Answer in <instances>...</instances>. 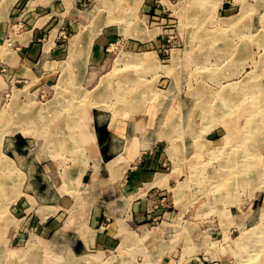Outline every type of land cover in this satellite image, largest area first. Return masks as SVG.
I'll list each match as a JSON object with an SVG mask.
<instances>
[{
	"label": "rangeland",
	"instance_id": "rangeland-1",
	"mask_svg": "<svg viewBox=\"0 0 264 264\" xmlns=\"http://www.w3.org/2000/svg\"><path fill=\"white\" fill-rule=\"evenodd\" d=\"M29 1L0 0V11L22 10ZM78 1L77 13H81L76 17L81 16L83 24L57 29L52 55L61 64L52 78L47 74L19 77L16 69L0 63V152L19 150L29 166L48 167L49 182L55 185L51 196L88 195L89 185H94L105 216L111 220L122 216L124 224L130 212L128 198H123L127 176H134L141 163L154 161L148 165L149 172L162 175L161 193L167 197L163 208L176 213L161 218L155 222L158 229L149 231L151 251L161 255L177 247L178 252L191 248L193 258L203 263L205 259L206 264H263L264 0ZM17 27L10 23L8 37L0 40L2 50L22 51L11 42V35L20 31ZM39 59L29 61L32 68H37ZM124 79L137 81L141 94L133 102L128 97V105L107 88ZM74 88L97 91L98 96L85 101L74 95ZM60 92L64 98L72 94L73 104L96 119L120 121L129 143L140 139L134 151L108 157H125L129 162L125 172L109 176L102 169L95 176L88 171L82 177L83 169L90 166L88 161L83 163V149L75 157L61 152L56 134L64 129V108L50 107ZM28 103L47 112L43 126L48 129L31 125L23 138L5 121L16 114L17 105ZM140 122L142 130L133 136ZM151 124L153 135L148 134ZM11 139L19 145L10 144ZM120 144L116 138L113 145ZM22 167L14 169L13 177L20 185L25 183ZM75 167L74 175L70 171ZM2 174L7 177L4 170ZM6 194L0 191V222L14 225L12 220L17 223L27 213L26 192L18 191L9 204ZM15 226L26 237L12 242L11 232L6 233L4 244L0 241L5 252L0 264L14 262L12 250L27 259L23 264H62V254L45 255L35 247L38 244L27 235V224ZM32 250L37 253L29 254Z\"/></svg>",
	"mask_w": 264,
	"mask_h": 264
},
{
	"label": "crops",
	"instance_id": "crops-1",
	"mask_svg": "<svg viewBox=\"0 0 264 264\" xmlns=\"http://www.w3.org/2000/svg\"><path fill=\"white\" fill-rule=\"evenodd\" d=\"M26 6L27 9L12 12L11 10L0 11V40L3 41L5 36L8 37L9 25L15 23L20 31L15 35H11V42L14 46L22 48L20 53L9 48L7 50L0 48V63L8 68L16 69L19 77L27 76L36 79L47 74L52 78L55 72L60 69L61 64L52 55L53 46L57 42L55 37L57 29L60 26H76L78 22L79 25H82L81 16L76 17V14L81 13H77L79 12L78 6L81 5L78 0H30ZM47 31L48 36L45 35ZM46 36L48 37L47 41L45 40ZM42 38L46 41L45 43H42ZM41 44H43V47ZM38 57H40L39 63L35 65L37 68H32L29 61ZM68 73L71 75L70 71ZM86 121L91 133L94 135L96 145H98L101 166L97 168L93 161L88 162L90 166L83 169L82 177H85L88 171H93L92 176H95V172L102 169L111 176L108 163L116 158L108 160V157L116 154V152H122L121 154L132 152L135 150L133 147H137L138 144L129 143L125 126L119 123L120 121L96 119L90 114L87 115ZM142 126L141 122L136 124V129H133L136 132L132 135H138L137 130L141 131ZM149 129L150 132L147 133L153 135L154 128L152 124ZM76 133L77 138L79 134ZM155 133H158V131H155ZM20 134L23 138H26L25 135ZM56 136L60 141L62 140L61 133L58 132ZM116 138L119 139V144L120 141H124V147L123 144L118 147L113 145ZM138 140L136 139V142ZM9 143L19 145L17 139H11ZM126 147L129 150L128 148L125 149ZM62 151H65L68 155L73 154L64 148L61 149ZM5 153L0 152V161L4 168L0 170V191L7 193L6 201L8 204L13 202L18 191L26 192L24 197L27 202L23 208H27V211H25L27 213L17 223L12 220V224L15 223L14 225L0 222V241L2 240L3 244L7 232H11L12 242H21L25 239L26 236L23 235L21 230L18 231L15 226L23 223L29 227L27 235L30 240L38 244L35 247H38L41 253L43 252L45 255L53 251L62 254V264H196L191 262L193 259L191 248H186V250L180 248V252H178L176 251L177 247L173 252L161 255L150 250L147 236H149V231L152 232L154 229H158L155 222L176 213L175 211L170 213L163 208V203L167 201V197L166 194L161 193L164 189L159 183L162 175L158 172H149L151 167L148 165L154 161L147 160L145 164H143L144 162L141 163L134 176L127 174V196H123V198L124 200L128 198L130 212L126 214L128 223L124 224L125 218L123 219L122 216L114 217L113 220L105 216V212L100 207L99 199L93 193L95 191L92 188L93 185H89L90 193L88 195L79 197L51 196L50 190L55 185L49 182L48 167L39 168L32 163L29 166L24 161L26 157L20 154L23 152L19 150L17 153L9 151ZM13 154H15L14 159L12 158ZM72 156L75 157V154ZM34 157L39 158L37 154ZM83 163L86 162L83 161ZM19 166H23V175H25L23 185L16 183L14 179L16 176L13 175L14 169ZM128 167L129 163L119 170L125 172ZM3 170L7 177L2 174ZM70 173L75 175L76 167ZM132 197L133 200H131ZM153 204L154 207L151 209ZM151 220L154 224H150ZM4 224L7 225L4 226ZM17 251H10L11 255H15L12 264H23L24 261L22 258L19 259ZM33 252L37 253L32 250L29 254H34ZM4 253L0 250V256ZM29 254L27 257L31 258Z\"/></svg>",
	"mask_w": 264,
	"mask_h": 264
},
{
	"label": "bare ground",
	"instance_id": "bare-ground-1",
	"mask_svg": "<svg viewBox=\"0 0 264 264\" xmlns=\"http://www.w3.org/2000/svg\"><path fill=\"white\" fill-rule=\"evenodd\" d=\"M81 42V41H80ZM83 44V43H82ZM75 47V46H74ZM79 47V46H78ZM81 47V46H80ZM77 51V50H76ZM83 52V50H82ZM77 53H75L76 55ZM83 55V54H82ZM76 57V56H75ZM129 58V57H128ZM131 59V58H130ZM127 61V59H126ZM74 64V63H73ZM65 65V64H62ZM61 65V66H62ZM75 65V64H74ZM76 66V65H75ZM64 67V66H63ZM62 67V68H63ZM65 72V71H64ZM69 72V71H68ZM77 76V74H76ZM116 76V75H115ZM112 79V78H111ZM108 80V79H107ZM107 80L105 82H107ZM129 79H124V80H119V82L117 83V85H109L107 86L108 89H111V91H115V94L118 96V100L122 103H124L125 105L130 104L131 102H128V97L129 99L133 102L134 99L139 98L140 99V92L137 90V81H131L132 84H129L130 87L126 86L125 83L130 82L127 81ZM69 82V81H68ZM102 83H104L102 81ZM71 84V83H69ZM108 84V83H107ZM128 85V84H127ZM101 85H99L100 87ZM103 87V86H102ZM127 87V88H126ZM61 88V87H60ZM96 89V88H95ZM93 89V90H95ZM61 90V89H60ZM66 91V90H65ZM71 91V90H70ZM101 91V90H100ZM112 91V92H113ZM137 91H138V96H137ZM148 91V90H147ZM72 92V91H71ZM74 95H80L85 101H91V97L95 98L97 97V91H95L94 93H89V92H85V91H81L77 88H74L73 90ZM103 92V91H102ZM67 93V92H66ZM60 95L53 101L51 102L50 107L55 106V107H62L64 109H67L66 111L63 109L61 110V113L65 114V115H61L62 117V122H64V129L61 130V132H59V134L61 133V141L62 143L61 148H64L66 151H71V153H73L72 155L75 154L76 151H80V149L82 148L84 151V155H83V161H87L91 162L93 161L95 163V165L98 167L101 166L100 163V155H99V150H98V145H96V141L94 138V135L91 133V129L90 127L87 125V115H88V111L83 112V110L81 111L80 108H78V105H74L73 104V99H72V94L68 95L67 97L64 98L63 93L61 94V92L59 93ZM149 94V91H148ZM65 95V94H64ZM105 96V95H103ZM110 96V95H109ZM112 96H115L114 94H112ZM127 96V97H126ZM131 96V97H130ZM134 96V97H133ZM146 96V95H145ZM152 96V95H151ZM101 98V97H100ZM99 98V99H100ZM105 98V97H104ZM134 98V99H133ZM103 99V98H101ZM133 99V100H132ZM16 101V100H15ZM18 101V100H17ZM98 101V100H96ZM95 101V102H96ZM14 102V101H13ZM94 102V101H93ZM142 102V101H141ZM18 104V103H17ZM91 104V103H90ZM96 104V103H95ZM93 103V105H95ZM136 104V103H135ZM92 105V104H91ZM92 105V106H93ZM146 105V104H145ZM48 106V105H47ZM96 106V105H95ZM143 106V105H141ZM49 107V106H48ZM97 107V106H96ZM127 107V106H126ZM16 109H14L13 111L16 112L13 113V115L8 116L7 120L5 121V125H7V122H11L9 124V126H11V129L13 132L15 133H22L23 135H27L28 131L30 130V126L34 125L33 127L37 126L39 128H46L45 126H43V122H45V114L47 112H45L44 109H38L35 110L36 107L34 106L33 103H28L25 106L22 105H17L15 107ZM40 108V107H39ZM46 108V107H45ZM53 108V107H52ZM136 108V107H135ZM12 109V108H11ZM90 109V108H89ZM8 110V109H7ZM131 110V109H130ZM10 112V110H8ZM53 111V110H52ZM57 111V110H56ZM136 111V110H134ZM138 111V110H137ZM12 113V112H11ZM52 113V112H51ZM56 114V113H55ZM59 115V114H58ZM129 115V114H128ZM48 116V115H47ZM55 116V115H54ZM57 118V114L55 116ZM60 117V116H59ZM86 117V119H85ZM3 119V118H2ZM4 120V119H3ZM49 120V119H48ZM156 120V119H155ZM51 122V120L49 121ZM57 122V121H56ZM139 122V121H138ZM143 122V121H142ZM4 123V121L2 122ZM61 123V122H60ZM52 124V123H51ZM190 124V123H189ZM146 125V123H145ZM50 125H47V127H49ZM136 126V125H135ZM59 127V125H58ZM48 128H46L47 130ZM61 129V128H60ZM136 129V128H135ZM146 129V128H145ZM38 130V129H37ZM44 131V129H42ZM53 130V129H52ZM56 130V129H55ZM147 131V130H146ZM79 134V137L76 138L77 133ZM2 133V131L0 132ZM30 133V131H29ZM144 133V132H143ZM5 134V133H4ZM3 134V135H4ZM139 134V133H138ZM2 135V134H1ZM0 135V136H1ZM81 135V136H80ZM30 136V135H29ZM4 137V136H3ZM46 137V136H45ZM44 137V139H45ZM2 138V137H1ZM128 138V137H127ZM142 138V137H140ZM138 140V139H137ZM140 140V139H139ZM147 140V139H146ZM60 141V142H61ZM59 142V141H58ZM83 142V144H82ZM128 142V140H127ZM144 142V140H143ZM139 143V141H138ZM137 143V144H138ZM221 143V142H220ZM223 143V142H222ZM221 143V144H222ZM141 144V143H140ZM2 145V144H1ZM134 145V144H133ZM132 145V146H133ZM142 145V144H141ZM146 146V145H145ZM41 148V147H40ZM137 148V147H136ZM1 149V148H0ZM43 149V148H42ZM127 149V148H126ZM129 150V148H128ZM127 150V151H128ZM141 150V149H140ZM139 151V150H137ZM136 151V152H137ZM77 152V153H78ZM66 153V152H65ZM130 153V152H129ZM135 154V153H134ZM2 155V154H1ZM127 155V154H126ZM125 155V156H126ZM133 158V157H132ZM135 159V158H134ZM132 161V160H131ZM127 163H129L127 161V159L125 157L122 156H118L116 157L115 160L111 161L110 163H108V169L110 174H114L116 173L120 168L124 167ZM131 164V162H130ZM15 165V164H14ZM123 169V168H122ZM20 171V170H19ZM100 171V170H99ZM97 172V171H96ZM95 172V173H96ZM104 172V171H103ZM102 172V173H103ZM18 173V172H17ZM14 175V174H13ZM101 175V174H100ZM7 176V175H6ZM22 173H21V177H22ZM19 179V177H18ZM22 183V182H21ZM111 183V182H110ZM229 184V183H228ZM20 185V183H19ZM22 185V184H21ZM94 186V185H93ZM19 187V186H18ZM88 187V186H87ZM21 188V187H20ZM94 189V188H93ZM76 195V194H75ZM79 197V196H78ZM76 198V197H75ZM79 199V198H78ZM262 236V235H261ZM247 238H245L244 240H246ZM249 242V238L246 240ZM245 242V241H244ZM30 251V250H29ZM29 253V252H28ZM26 255V254H25ZM75 257V256H74ZM25 258V257H24ZM38 258V257H37ZM20 259V258H19ZM18 259V260H19ZM78 259V258H77ZM24 261H26L25 259H23ZM38 260V259H37ZM79 260V259H78ZM264 264V263H263Z\"/></svg>",
	"mask_w": 264,
	"mask_h": 264
},
{
	"label": "built area",
	"instance_id": "built-area-1",
	"mask_svg": "<svg viewBox=\"0 0 264 264\" xmlns=\"http://www.w3.org/2000/svg\"><path fill=\"white\" fill-rule=\"evenodd\" d=\"M192 261H193V262H192ZM192 261H191L192 263H196V264H204V263L206 264V261H207V260L204 259V260H203L204 263H203L200 259H198V258H193ZM194 261H195V262H194ZM211 264H214V263H211Z\"/></svg>",
	"mask_w": 264,
	"mask_h": 264
}]
</instances>
